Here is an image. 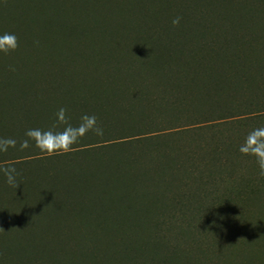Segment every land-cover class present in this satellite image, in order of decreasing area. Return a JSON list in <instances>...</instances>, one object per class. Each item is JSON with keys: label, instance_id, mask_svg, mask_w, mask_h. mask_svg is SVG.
<instances>
[{"label": "trees", "instance_id": "obj_1", "mask_svg": "<svg viewBox=\"0 0 264 264\" xmlns=\"http://www.w3.org/2000/svg\"><path fill=\"white\" fill-rule=\"evenodd\" d=\"M197 1L116 3L109 20L100 0L0 4V264L215 260L253 236L264 0ZM41 227L96 236L50 246Z\"/></svg>", "mask_w": 264, "mask_h": 264}, {"label": "rangeland", "instance_id": "obj_2", "mask_svg": "<svg viewBox=\"0 0 264 264\" xmlns=\"http://www.w3.org/2000/svg\"><path fill=\"white\" fill-rule=\"evenodd\" d=\"M23 2L24 0H1L0 4H12ZM130 0H100L99 5L102 6L103 4L106 6L103 7V17L106 19H110V9L111 7H107L108 5L114 6L116 3L119 4H129ZM187 3H193L198 4L197 0H181V4H187ZM109 24V23H108ZM113 24V22H112ZM8 40V39H7ZM12 41V40H10ZM1 44V41H0ZM3 46H0L2 48ZM9 53V52H7ZM0 55H1V49H0ZM182 174V173H181ZM179 183H176L173 181L171 184V189L175 190L176 185ZM254 213L257 214V217L255 218L254 223V234L249 240H245L244 242H238L235 244V246H224L221 249L222 257L219 259H205L201 258L200 252L197 248H182L179 250L177 257V264H264V199H261L260 202L257 205V209L254 210ZM157 213H151L148 218V223H145L143 227V233L147 232V235L152 236L154 229V223L153 220L156 217ZM142 228V227H141ZM87 228L79 227L78 229L72 227V228H66L64 230H59L57 227L53 228H46L44 229L41 227L38 229V231H33V240L35 243L37 242H45L50 246H57L60 242L62 244L70 243L72 239L77 237H95L96 234L91 233L87 230ZM105 245L111 244L110 239H106L104 242ZM115 243V242H114ZM157 250L161 253L162 251L165 252L168 256L172 258L171 260L174 261V256H171V253L168 252L167 249L163 250V248L160 245H156ZM165 248V247H164ZM92 252V251H91ZM94 253V252H92ZM97 257L94 256L89 260L90 263H93L97 261L99 264H109L106 262L105 256L100 254V252H97ZM82 256H76L74 258V263L79 264L80 259H83ZM87 262L86 264H89Z\"/></svg>", "mask_w": 264, "mask_h": 264}, {"label": "clouds", "instance_id": "obj_3", "mask_svg": "<svg viewBox=\"0 0 264 264\" xmlns=\"http://www.w3.org/2000/svg\"><path fill=\"white\" fill-rule=\"evenodd\" d=\"M177 21L174 20L173 23H176ZM9 39H14V37H8ZM12 47H15V44L12 45ZM63 110H61L62 112ZM94 121V117L91 118L90 120V123ZM31 135V133H29ZM66 137H61V139L57 142H53L52 139H46V140H43V141H38V146H40L42 148V150L46 147L47 150L49 152L53 151L54 148L56 147H63L65 148V150L67 149V144H66ZM7 143H14V141H8ZM261 168L262 170H264V161H261ZM12 171L14 170H10L8 173H7V178H8V182L9 183H13V175H12ZM213 223H215V221H213Z\"/></svg>", "mask_w": 264, "mask_h": 264}]
</instances>
